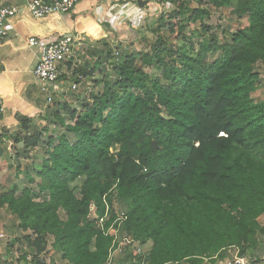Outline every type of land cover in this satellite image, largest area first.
Masks as SVG:
<instances>
[{
	"label": "trees",
	"instance_id": "obj_1",
	"mask_svg": "<svg viewBox=\"0 0 264 264\" xmlns=\"http://www.w3.org/2000/svg\"><path fill=\"white\" fill-rule=\"evenodd\" d=\"M196 1L169 0L178 8L158 19L151 52L116 43V53L105 43L93 63L68 61L71 79L90 77L97 90L54 101L47 116L66 128L56 137L53 127L19 118L14 145L36 150L31 183L4 189L0 211L13 216L20 236L10 241L26 246L33 264L48 256L49 238L62 264H111L117 250L119 264H217L234 248L263 255L264 99L253 94L262 81L264 0H210L247 20L228 36ZM3 143L0 157L9 154Z\"/></svg>",
	"mask_w": 264,
	"mask_h": 264
},
{
	"label": "crops",
	"instance_id": "obj_2",
	"mask_svg": "<svg viewBox=\"0 0 264 264\" xmlns=\"http://www.w3.org/2000/svg\"><path fill=\"white\" fill-rule=\"evenodd\" d=\"M142 1L144 5L139 0H122L114 5V15L123 9L126 11L124 13L136 19V22L131 23L126 15L119 20L116 17L106 18L108 6L105 0H81L71 12L41 18L29 12L27 0H5L6 4L18 5L20 10L7 22L8 35L0 41V90L5 103V110L0 114V134L18 131L21 116L34 119L35 125L40 121L45 122V116L51 111V103L63 98L55 93L53 86H45L34 75V68L48 41L67 34L80 36L83 44L77 47L73 62L79 66L87 61L93 63L101 56L94 57L100 52L98 49L103 43L113 46L118 41H125L128 36L138 37L136 27H141L148 15L166 11L160 0ZM140 16L144 18L142 22L138 21ZM32 36L39 40V44H29ZM85 54L91 55L85 57ZM63 68L68 70L67 62ZM93 80L90 77L85 79L78 90H92ZM66 81L63 77L59 85H65ZM49 94L54 97L51 103L47 100ZM260 257L264 260V254ZM23 263L32 264L28 261Z\"/></svg>",
	"mask_w": 264,
	"mask_h": 264
},
{
	"label": "rangeland",
	"instance_id": "obj_3",
	"mask_svg": "<svg viewBox=\"0 0 264 264\" xmlns=\"http://www.w3.org/2000/svg\"><path fill=\"white\" fill-rule=\"evenodd\" d=\"M187 1H192L193 3L197 2L196 0H187ZM159 2L163 3L164 10L166 9V11L152 13V15H148L145 23L142 24L141 27H136V29H138V32H139L138 34H143L144 38L141 39V38H138L137 36L131 38L130 36H128L125 41H122V42L116 41L117 44L119 43L120 46H122L125 51L143 50L145 52H151V49L149 48V44L150 42L155 40V37H156L155 32H156V28L158 26V21H159L158 19L163 14H166L165 12L170 13L178 8L177 6L176 7L173 6V4L169 2V0H160ZM200 2L202 3V5L210 8L211 10L210 17L209 19H207V21H210V24H213L215 26L219 25L221 29L225 28L224 31L226 32L225 34L226 36H228L230 32H233L247 24L246 19H243L241 17L235 16L232 14L231 7H225V6L216 7V5H214L212 2L210 3V0H201ZM178 20L179 18L172 19L171 21H166V22L167 23L172 22V23L177 24ZM195 26L196 24L192 23L189 25L187 29L189 30L191 28H195ZM177 32L174 33L172 37L176 39L175 44H180L182 37ZM187 34H189V31H187ZM220 37L221 39H223V37H225L224 33H221ZM199 41H201V38L195 37V42H199ZM106 46L107 45L103 43L98 49V51L100 52L94 57L96 58L101 54L106 55L108 51ZM88 55H91V54H85V57H87ZM145 68L155 77H158L161 75V70L155 66H152V67L145 66ZM258 69L262 73V81H261L259 89L253 94V98H255L256 100H263L264 99V62H259ZM93 88L96 89L97 87L94 86ZM87 91L89 92L90 89ZM64 99L65 97L62 98L63 100L62 102H64ZM54 104L56 103L54 102L51 103L49 107V109L51 108V111L49 112H52L53 110H55L54 107L56 106ZM33 122H34V119H33ZM32 125L35 127H40V128L41 127L42 128L43 127H46V128L53 127V131L48 132V133L54 135L55 137L57 133L62 132V130L66 129L65 127H58L48 116H45V122L40 121L38 125H35L34 123ZM12 136L13 134H8L7 132L4 133V135L0 134V142H2V144L4 145L3 140L6 139L7 141H5V143L8 145V149H9V154L6 155L5 157L0 158V195L4 189L11 190V188L15 185L18 186L19 188H23L27 185H30L29 183H31L30 179L27 177V169H28L27 166H28V163H31L32 161H34L33 158H35L34 154L36 153V150H33L28 154H25V153L22 154L23 151L18 146L20 145L22 146L23 143L21 142L20 145H14ZM31 174L35 179V181L32 183L34 187L33 188L34 192L38 193V189H37L38 186L36 185V182L37 180H39V178L36 175H34V173H31ZM76 184L77 182L72 183L73 186ZM114 207L116 211H118V214L121 216L120 218H122L124 216L123 214H125L123 212H126L124 210L123 205L115 201ZM259 221L264 226V215L259 218ZM19 236H20V230L17 228L13 216L10 214V212L6 208L1 209L0 211V262H4L5 264H24L22 258L25 252H27L26 261L31 262L33 264L32 260L35 257L33 256V253L29 249H27L26 246H23L22 243L20 242H16L15 244L11 243L12 242L10 241L11 238L14 239L15 237H19ZM47 244H48L47 245L48 256H45L44 253L39 255V257L42 259V263L43 264H62L59 260H57V258H55V256H53L52 238L48 239ZM234 250L235 251L230 250L228 252V254H231L232 257L220 260L217 264L225 263L229 260H232L235 256H237L238 249L234 248ZM120 251L121 250L119 251L117 250L113 252L112 259L114 261L119 258ZM263 251L264 250H262V252L260 253L264 254ZM255 252L259 253V251L257 250H255L253 253L255 254ZM253 253H252V250L251 252L247 253L246 256L249 259V261L260 257L257 254L254 255ZM114 261H112L111 264H119L117 263V261L114 263ZM258 263L264 264V261L258 262Z\"/></svg>",
	"mask_w": 264,
	"mask_h": 264
},
{
	"label": "built area",
	"instance_id": "obj_4",
	"mask_svg": "<svg viewBox=\"0 0 264 264\" xmlns=\"http://www.w3.org/2000/svg\"><path fill=\"white\" fill-rule=\"evenodd\" d=\"M80 1L81 0H27L26 5L29 12L34 17L41 18L49 16L51 14L71 12ZM105 1L107 2L105 4H107L108 6L106 18L116 17V19L119 20L123 17V15H126L127 17H125L127 18V20L129 19L131 23L136 22V19L128 13H124L126 11H124L123 9H120L121 11L119 10L118 14L114 15V5L119 4L122 0ZM19 10L20 7L18 5H9L5 3V0H0V41L8 35L7 22L11 17L18 14ZM165 13L167 14L168 12ZM142 20H144V18L140 16V18H138V21L142 22ZM144 23L145 22H142L141 25ZM29 44L37 45L39 44V40L36 37L32 36L29 38ZM82 44V39L80 38V36L76 35L62 36L48 41L44 53L42 54L34 68L35 77L44 82L45 86H47V84L53 86L56 89L55 93L60 94L63 98L68 97L73 92L78 91L79 86L85 80V78L80 75V81L71 79L73 73L67 69L65 70L63 68V65H65L66 62L74 59L77 47ZM113 47L115 48V52L118 53L116 44H114ZM63 77L67 81L65 85H59ZM53 99L54 97L49 94L47 98L48 102L51 103ZM4 110L5 103L3 100L2 92L0 90V114H2ZM123 215V217H125L126 214ZM101 221H103V219H101ZM111 232H113V229L111 230ZM134 246L138 253H142L144 251L143 244L135 242ZM221 264H250V261L246 256L237 255L232 260Z\"/></svg>",
	"mask_w": 264,
	"mask_h": 264
},
{
	"label": "water",
	"instance_id": "obj_5",
	"mask_svg": "<svg viewBox=\"0 0 264 264\" xmlns=\"http://www.w3.org/2000/svg\"><path fill=\"white\" fill-rule=\"evenodd\" d=\"M139 3H140L141 5H144V2H143L142 0H139ZM68 35H72V34H67L66 36H68ZM153 147H154V148L157 147V142H156L155 140L153 141Z\"/></svg>",
	"mask_w": 264,
	"mask_h": 264
}]
</instances>
